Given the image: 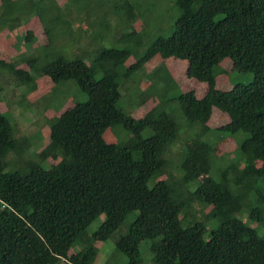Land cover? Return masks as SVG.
I'll list each match as a JSON object with an SVG mask.
<instances>
[{
	"label": "trees",
	"instance_id": "trees-1",
	"mask_svg": "<svg viewBox=\"0 0 264 264\" xmlns=\"http://www.w3.org/2000/svg\"><path fill=\"white\" fill-rule=\"evenodd\" d=\"M174 3L178 14L171 34L157 37L140 59H185L186 75L207 83L200 97L192 90L176 97L179 114L167 112L161 97L138 118L118 104L120 79L129 81L136 66L126 65L131 50L116 47L97 48L91 63L82 55L69 59L59 53L36 65L40 76L56 85L73 82L87 95L58 115L36 158L25 157L30 139L14 137L0 111V264H93L96 243L112 236L129 214L133 219L115 241L126 264H142L139 245L145 239L153 264H264V208L251 199L252 188L264 197V0ZM64 6L56 0H0V25L12 28L20 16L35 12L49 35L51 26L64 23V9L90 14L99 3L67 0ZM123 36L133 39L131 33ZM226 57L239 72H252V80L216 88L215 70ZM0 66L11 68L4 60ZM155 69L147 74L150 79L171 83L166 66ZM15 72L23 85L32 80L28 70ZM215 107L229 118L218 126L220 132L243 134L239 150L246 160L243 166L227 165L216 177L210 174L214 144L205 138ZM117 126L126 136L119 142L105 139L106 130ZM179 138L173 174L167 172L168 154ZM10 153L19 168L5 172ZM55 153L54 165L40 164ZM194 203L211 208L204 219H189ZM244 212L262 233L241 219ZM101 214L104 220L88 233ZM213 219L217 222L208 227Z\"/></svg>",
	"mask_w": 264,
	"mask_h": 264
},
{
	"label": "rangeland",
	"instance_id": "rangeland-1",
	"mask_svg": "<svg viewBox=\"0 0 264 264\" xmlns=\"http://www.w3.org/2000/svg\"><path fill=\"white\" fill-rule=\"evenodd\" d=\"M43 1L46 2V0ZM56 1L61 4L62 8L67 3V0ZM95 1L99 3V7L90 11V14L77 13L74 8H71V12L68 14L69 9H64V23L51 26L53 32L49 35L45 30V24L41 22L35 12L25 14L23 17L20 16L12 28L0 25V60L7 61L11 66V68L0 66V111L10 120L14 137L26 136L30 139L31 145L25 152V157L36 158L38 153L48 144L50 126L58 115L75 102L84 101L87 98L86 93L82 92L75 83L56 85L46 76H40L35 71L36 65L45 64L59 53L69 59L82 55L81 57L87 63H91L97 48L100 47L131 50L126 65L135 64L136 69H134L129 81L123 83L124 80L120 79L119 88L122 96L118 104L128 109L135 118L142 116L152 106L158 104V97L167 99L164 105L167 112L172 111L175 115L176 113L179 114L176 97L180 93L192 90L200 97L207 89L206 82L189 78L186 75L187 61L185 59L171 57L163 60L159 56V59H140L157 37H166L171 34L178 14L174 0ZM113 4L116 6L125 5L123 8L114 10L112 9ZM85 18L93 22L94 25L91 26L92 23L85 22ZM65 19L70 20V23ZM129 33L133 39L124 40L123 35ZM160 64L166 66L171 75L169 77L171 83L165 77L155 81L147 76ZM15 69H25L30 72L32 80L29 84L23 85L19 82ZM252 78V72H239L234 67L233 62L226 57L216 67L214 85L216 88L228 90L236 82L247 83ZM28 88L34 89L28 91ZM164 90H166L165 93ZM228 120L227 114L216 107L213 108L208 123L211 126V131L206 134L205 138L211 139L215 148L216 155L210 170V174L214 177L218 176L220 170L231 163L238 166L246 165V160L239 150L243 134L228 135L217 129L218 126ZM182 122H184L183 119H181ZM181 134L180 137H183L184 133ZM125 136L121 126L108 128L104 133L105 139L115 142L121 141ZM180 151L181 138L169 150L168 156L171 162L167 167V172L177 174L176 167ZM8 159L10 163L4 171L17 170L19 164L14 161L16 155L10 153ZM58 160L59 156L55 153L40 161V164L48 168ZM253 164L258 165L259 163L254 161ZM149 185H152V181L149 182ZM194 186H196V182L193 184ZM251 192L253 193L251 196L253 204L264 208V197L260 200L254 188ZM260 192L264 194V188ZM255 199L259 200L254 201ZM210 209L209 206L194 203L193 216L189 219H204ZM246 214L244 212L239 216L246 224L255 227L259 233H262L263 228L248 218ZM133 217L134 214H129L125 222L112 236L105 241L96 243L99 250L93 264H126L127 256L116 251L115 241L126 230ZM104 218V214L99 215L89 225L87 232L94 231ZM216 222V219L209 220L206 225L210 227ZM149 244L150 239H145L139 245L142 264H153L150 261ZM73 249L72 247L70 252H73Z\"/></svg>",
	"mask_w": 264,
	"mask_h": 264
}]
</instances>
